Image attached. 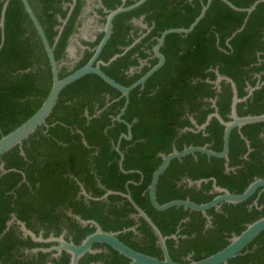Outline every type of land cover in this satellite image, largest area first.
Instances as JSON below:
<instances>
[{
    "label": "trees",
    "instance_id": "obj_1",
    "mask_svg": "<svg viewBox=\"0 0 264 264\" xmlns=\"http://www.w3.org/2000/svg\"><path fill=\"white\" fill-rule=\"evenodd\" d=\"M29 1L50 44L54 45L56 59L60 61L74 30L82 0H77L60 34L56 28L59 24L57 15L67 16L70 6L64 8L63 3L70 0ZM136 1L126 0L124 5ZM206 1L147 0L130 11L120 13L114 19L112 34L99 59L106 63L115 54L119 56L108 65H101L102 70L122 85H131L157 62L156 57H149L156 37L168 28L188 27ZM230 1L238 7H248L256 0ZM3 2L0 0V14ZM103 3L113 10L122 1L103 0ZM141 14L145 15L143 21L150 30L134 42L135 37L128 35L131 28L128 20ZM142 31L146 32L147 28ZM102 36L99 34L95 41L88 42L92 50H86L71 70L63 66L60 77L83 66ZM160 50L165 57L164 64L143 86H137L130 92L129 103L121 115L123 121L117 120V116L125 105V97L96 74H88L61 91L58 103L48 118L49 123L55 124L47 129L46 134L38 128L26 139L22 145L24 155L18 146L2 155L7 172L0 170V264H41L31 258L13 257L16 242L11 229L4 232L7 221L11 212L25 221L35 213L50 216V208L70 202L79 188L71 175L78 176L85 185L91 183L96 190L95 197L105 193V189L97 186V178L106 189L113 191L105 202L106 213L102 208H88L87 214L83 212L84 218L96 220L107 231L131 226L134 222L127 213L136 210L122 195L130 193L162 234L179 236V249L174 248L176 240L173 238L166 241L170 256L179 262H187L183 257L190 252H193L194 260L215 253L229 243L228 238L233 233L239 234L248 223L264 216V191L258 200V205L263 203L261 209L248 206L259 189L246 201L225 203L226 213L220 217L216 215L213 226L204 231L205 218L201 212L183 207L158 211L152 206L147 192L152 174L161 162V153L181 150L187 145L208 144L215 151L222 149L224 126L216 117L210 119L205 129H197L186 114L193 115L197 124H204L208 115L216 111L205 98L218 96V113L225 121L230 120L227 113L232 104V86L221 80L218 87L215 83L218 72L235 82L239 97L248 94L245 90L247 82L255 85L253 75L264 71V2L247 14L230 8L221 0H212L205 15L190 33L167 35ZM140 59L146 63L131 73L130 67L138 65ZM261 77L264 78V75ZM51 84V68L42 42L20 0H10L5 12L4 29H0V138L36 112ZM251 95L245 110H241L244 104H238L240 116L264 113V84ZM126 123L131 125L132 138L120 139V150L124 154L123 169L127 171L123 172L115 146L120 135L128 131ZM263 130L264 121L245 124L240 130L233 129L228 167H235V170L229 172H225V159L202 153L173 159L159 178L158 201L164 203L189 197L197 203H204L217 194L213 191L211 178H215L217 185L235 193L242 192L256 177L264 178V137L258 136ZM240 131L253 150L248 151ZM244 153H247L246 157H241L240 154ZM183 177L210 180L202 181L197 189L187 183L178 185ZM91 202L100 204V201ZM80 206L76 208L78 211L83 210ZM208 213H214V209ZM58 216L59 213H56L52 217L57 219ZM186 216H190V221L181 223L180 231L176 232ZM85 229H88L87 232L94 230L89 226ZM138 230L156 240L145 221ZM193 232L196 236L191 239L181 237L190 236ZM131 234L132 231H128L119 237L136 250L161 256V250L154 243L149 247L131 242ZM23 243L37 245L30 237ZM255 243L258 244L256 248L253 247ZM246 249L249 251L244 253ZM246 249L243 254L229 260V264H264V232ZM118 256L126 259L125 264L129 262L121 254L118 253ZM63 263L66 264V261Z\"/></svg>",
    "mask_w": 264,
    "mask_h": 264
},
{
    "label": "water",
    "instance_id": "obj_2",
    "mask_svg": "<svg viewBox=\"0 0 264 264\" xmlns=\"http://www.w3.org/2000/svg\"><path fill=\"white\" fill-rule=\"evenodd\" d=\"M145 1L147 0H138L129 6L120 5L117 8L109 11L106 16V22H105V26L103 29L104 35L102 39L100 40V42L95 47L91 58L83 66L72 71L71 73L67 74L64 77H60V69H61L62 64L59 63L55 57L54 45L50 44L46 36V33L43 29V26L41 25L39 19L37 18V15L30 1L20 0L23 6V9L27 13L33 27L35 28L38 34V37L40 38L42 42L45 52L47 54L49 65L51 68L52 84H51V88L47 96L44 98L41 106L36 110V112L31 117H29L26 121L20 124L18 127H16L11 132H9L6 135H3L0 138V170L2 173L7 172V169L4 167V162L1 158L2 155L8 152L10 149H12L15 146H18L20 148V153L24 155L25 152L22 148L23 142L26 139H28L29 136H31L39 127L41 126H44L46 128L49 127L48 118L52 114L54 107L58 103L59 95L61 91L67 85L82 78L85 75L96 74L101 79H103L106 83H108L110 86H112L113 88L121 92L122 96L125 97V105L122 108L121 112L118 114L117 120L123 121L121 119V115L125 111L127 104L129 102V93L137 86H143L146 80L164 64L165 57L161 53L160 48L164 44L166 36L171 33L187 34L191 32L193 28L196 26V24L205 15L212 0H207L206 3L202 5V9L199 15L194 19V21L188 27H173V28H168L164 30L160 34V36L156 38L157 42L155 46L153 47L154 54L156 58L158 59L157 63L154 66H152L143 76H141L134 83H132L129 86H124L102 70L101 65H105L106 63L102 60H99V55L102 49L104 48L105 44L107 43L108 39L111 36L112 28H113V21L115 17L119 15L120 13L127 12L141 5ZM221 1L225 3L226 5H228L230 8L236 11L246 12L247 14L251 13L256 8L257 4H259L260 2H264V0H256L248 7H238L234 3H232L230 0H221ZM9 2L10 0H4L3 6L1 9L0 29L2 30L4 29L5 12H6ZM143 26L146 27L145 24H143ZM62 28H63L62 26L59 27L60 31L62 30ZM235 33L236 32H234L232 35H234ZM118 56L119 54H115L110 59V61L114 60ZM221 80H225L226 82L231 83V86H232L233 97H232L231 115H230L231 120L225 121L218 112H214L208 115L207 121L203 125H198L197 127L199 129L205 128L206 125L209 123L210 119L212 117H216L220 121V123L224 126L222 149L220 151H215L209 148L207 144L203 146L189 145V146L184 147L181 150L173 149L170 153H167V154L161 153L160 154L161 162L158 165V167L154 170L152 177H151V181L147 188L149 200L152 206L156 210L164 211L172 207H183L184 209L200 211L206 214L207 210L214 208V207H218L219 204H221L222 202L239 203L242 201H246L250 196L253 195V193L257 191V189L259 188L264 189V178H261V177L256 178L252 182H250L247 185V187L240 193L231 192L227 188L217 185L215 178H211V180L213 181L214 191L217 193V195L208 202L197 203L193 200H190L189 198H185V199H172L167 202L160 203L157 199L156 191H157V184H158L159 178L164 173L165 169L168 167L169 163L173 159L182 158L188 154L203 153V154H206L207 156L223 158L226 160V165H228L229 142H230V135H231L232 130L234 128H241L243 125L248 124V123L264 121V113L258 114V115H246V116L238 115L237 103L242 101L243 99L238 97L236 84L230 77L225 76V75H219L218 82ZM251 91L252 90H250V93ZM126 124L128 127V131L127 133H122L120 135L119 141L116 146V149L119 152L120 157H121L120 167L123 172H126V170H124L122 167L123 153L119 148L120 139L122 137L126 139L132 138L131 125L129 123H126ZM84 142L86 143L85 140ZM207 180L208 179H199V180H191L189 178L187 179V181L190 184L196 183L198 185H200L202 181H207ZM109 193H113V192L110 191ZM126 196L128 200L131 202V204L135 207V209L139 212V214L147 221V223L152 228L154 234L156 235L158 239V244L162 250V253H163L162 257L152 256V255H149V254L133 249L126 243L122 242L117 237L116 232L106 231L102 229V227L95 221H84V223L89 222L93 224L95 226V231L89 234L80 244L68 242L61 237V238L56 239V241L59 242V247L48 248L44 250L51 251L55 249L58 251V254H60L61 251H66L69 254H71V264H78V261L81 258V256L85 252L90 250L93 243L102 242V243H105L111 246L117 252L127 257L130 260L128 264H229V260H231L232 258L236 257L238 254H240L246 248V246H248L261 232L264 231V216H262L254 220L253 222L248 223L246 225V228L242 230L239 234H234L230 238L229 243L222 249L216 251L215 253H212L211 255H208L199 260H191L188 262L175 261L169 255V252L167 249L166 239L168 238V236H164L162 234L160 229L152 221V219L147 215V213L133 200L130 193H128ZM24 231L25 233L31 235L32 239L37 242L55 240L54 238L44 240L42 236L37 237L34 233H32L31 231L27 229H25Z\"/></svg>",
    "mask_w": 264,
    "mask_h": 264
},
{
    "label": "flooded vegetation",
    "instance_id": "obj_3",
    "mask_svg": "<svg viewBox=\"0 0 264 264\" xmlns=\"http://www.w3.org/2000/svg\"><path fill=\"white\" fill-rule=\"evenodd\" d=\"M121 1H122V3L120 5H124L125 2H126V0H121ZM76 3H77V0H70L68 2H64L63 3V7L66 8L67 6H70V8H69L70 10H68L67 16L65 18H63L60 15H57V19L59 21V24L56 26V28L59 29V27L62 26L63 27L62 30L64 29V26L67 23V20H68L69 16L71 15L72 9H73V7H74V5ZM124 6H126V5H124ZM99 10H101V12ZM111 10L112 9H109V8H107L104 5L103 0H82V5H81V8H80L79 14L77 16V20L75 22L74 30L71 33V35L69 36V38H68V44H67V46L65 48L64 57L61 58L60 61H58L59 63L62 64L61 68L63 66H66L67 63L70 61V58H69V47L71 46V44L75 40V38L78 39V41H77V47H78L79 50L77 49V52H78V54L80 56H79V59L78 60H75L74 61V63L71 65V67L66 66L67 67V70H71L74 67V65L76 63H78V61L83 57V55H84V53H85L86 50H92V48L90 47V45L88 44V42L95 41L96 38H97V36L99 34H103L104 35L103 29H104L105 22H106V16H107L108 12L111 11ZM144 17H145V15L144 14H141L138 17H134L133 16L132 18H130L128 20V23L131 25V28L129 29L128 35L131 36V37H135V41L134 42L139 41L150 30V27L143 21L144 20ZM143 24L146 25V28H147V31L146 32H143L142 31V29L145 28L143 26ZM61 31L59 29V34L61 33ZM112 31H113V28H112ZM92 34H94V36L92 38H90L89 35H92ZM156 42H157V39H156ZM155 44H154V46H155ZM152 50H153V48H152ZM150 53H152L149 56L150 58L156 57L155 54H154V51L153 52H150ZM99 60H101V59H99ZM157 61H158V59H157ZM110 62L109 61L106 62L105 65H108ZM145 63H146L145 60L142 61V59H140V63L138 65H135V66H131L130 67V72L132 73L134 70L135 71L139 70L143 66V64H145ZM60 71H61V69H60ZM219 75H222V74H219V72L217 73V79L215 80V83L217 84V86L219 85V82H220V81L218 82ZM262 75H264V71L263 70L260 71V72H258V73H255L253 75V78L256 79V82H255V85L254 86H251L247 82V86H245V90L248 92V94L246 96H244V97H239L238 96L239 98H242L243 100L237 103V110H238V104H240V103L241 104H244L242 106L241 110H245L247 108V100H248L249 97L252 96L251 94L253 93V91L256 90V89L262 88V86L264 84V78L261 77ZM250 90H252L251 93H250ZM218 91L219 90H216V92H218ZM217 97L218 96H215L213 98H211V97L210 98H205V100H208V101L211 102V106L215 107V110L216 111H214V112H218V107L216 106V99H217ZM245 103H246V105H245ZM214 112H212V113H214ZM212 113H210V114H212ZM237 113H238V111H237ZM230 115H231V106H230L229 113H227V116H229V118H230ZM249 115H252V114H249ZM186 116H189V119H190L191 123H193L196 126L197 129H199L197 127L199 124H197L196 120L193 118V115H190V114L187 115L186 114ZM48 124H49V127H50V126L54 125L55 122L54 123H49L48 122ZM201 125H203V124H201ZM49 127L46 128L44 126H41L39 128H41V131L44 134H46L47 133V129ZM202 129H205V128H202ZM240 129L241 128H238V130H240ZM240 134H241V137L242 138H244V139L246 138L241 133V131H240ZM258 136L259 137H264V130L262 132H260L258 134ZM245 140H246V144H247L248 151L253 150V148L250 147L249 140L247 138ZM247 141H248V143H247ZM116 146H115V148H116ZM187 146H189V145H187ZM194 146H203V145H194ZM119 148H120V144H119ZM196 154H194V155H196ZM246 154L247 153H244L243 155L240 154V155H241V157H246ZM123 158H124V154H123ZM179 159H181V158H179ZM119 165H120V162H119ZM122 167H123V160H122ZM230 170H235V167H228V165H225V172H229ZM90 172H93V171H90ZM71 178H73L76 181V183L78 184V186H79L78 191L76 192V194H75L74 197L70 198V202H66L64 204H60L58 206H55L52 209L50 208L49 210L51 211V215H50L51 217L48 216L47 214L35 213V216H31V217L28 218L27 221H25L23 219H20L15 212H11L10 213V219L7 221V227H6V229H5L4 232H6L9 229H11V234L13 235L14 242H16V244H15L16 245V250L13 252V257H15V258L16 257H19V258H22V259L31 258L32 260H35L36 262L37 261H40L41 264H64L63 261H66V264H71V254H69L68 252L61 251L60 254H58V251L55 250V249H53L51 251H45L44 249L59 247V242L56 241V239L61 238V237L64 240L68 241V242H73L75 244H80L89 234H91V233H93L95 231V226L93 224H91L89 222L84 223V221H95V222H97L96 220L91 219V218H84L85 216H83V212L87 214V209L88 208L92 209V208H96L97 207L99 209L102 208L104 210V212L106 213V210L105 209L107 208V205L105 204V202L108 200V196L110 194H112V193H109V192L110 191L113 192L112 190L106 189L105 186L100 182V179L97 178L98 179L97 180V186L100 187V189L101 188L102 189H105V193L103 195L99 196V197H95L94 194H95V191L96 190H95V188L93 187V185L91 183L87 182V184L85 185L84 183L80 182L79 181V177L78 176H75V175H71ZM256 178H259V177H256ZM261 178H263V177H261ZM187 179H188L187 177H183L180 181H178L177 184L180 185L182 183H187L188 186H195L197 189H199L201 187V184L202 183L200 185H198L196 183L190 184L187 181ZM208 180H210V178ZM88 185H90L92 187H90ZM87 186L89 188H87ZM259 189H257V191L259 190L257 196H255V198L252 200V202L250 204H248L249 207H252L254 205L257 208L261 209V207L263 206V203L261 205H258V200L260 198L261 193L264 191V189H262V188H259ZM211 191L212 190H210V192ZM213 191H214V188H213ZM116 193H121V192H116ZM255 193H253V195ZM127 194H123L122 193V195L125 196L126 198H127V196H126ZM252 196H250L249 198H251ZM186 198H189V197H186ZM91 201H95V202L96 201H100V204L92 203ZM225 203L226 204H231V203H228V202H222L221 204H219L218 207L211 208V209H214V213H212V214H209L208 213V211L210 209L207 210L206 214H204V213L201 212L202 213L201 216L205 218V221H204L205 222V224H204V231H206L209 227L213 226L212 223H213V221H215L216 215L220 217V216H222V214H225L226 213V209L224 207ZM79 205H81L80 206V209L82 208L83 210H79L78 211L76 209L77 206H79ZM133 208L135 209L134 206H133ZM186 210H190V209H186ZM190 211H195V210H190ZM197 212H200V211H197ZM56 213H59V216L57 217V219H55V218L52 217ZM127 215H129V217H131L132 220H133V222H134L131 226L126 227V228H121V229H118L116 231H112V230H109V231L116 232L117 233V237L119 239H120V237H119L120 234H125L128 231H132V234L129 236V239H130L131 242H133L135 244H136V242H139L141 244L140 246L147 245L149 247H151L153 245V243H154L155 244V247H157V248H159L161 250V248H160V246L158 244V239H157L156 235H155L156 240L153 241L152 237L148 233L147 234H144L141 230H138V227L143 223V221H145L147 223V221L139 214V212L136 210L135 212L127 213ZM142 219H143V221H142ZM190 219H191L190 216L184 217L181 220V222L179 223L176 232H179L180 231V225H181V223H184V222L186 223V222L190 221ZM147 225L150 227V225L148 223H147ZM87 226L93 227L94 230L92 232H87L88 229H85ZM24 227H25V229H27V230L31 231L32 233H34L37 237H41L42 236V238L44 240H48L50 238H54L55 240L54 241H38V242L37 241H34L32 239V237H31V235L25 233ZM150 229L153 232V230H152L151 227H150ZM233 235H234V233L232 234V236ZM164 236H168V238L166 239V241L168 239H171V238H173L174 240H176L173 246H174L175 249H179V246H180L181 242L179 241V236L178 235L171 234V235H164ZM195 236H196V233L193 232V233H191L190 236L182 235L181 237L182 238H187L188 237V239H191V238H193ZM29 237L34 242H36L37 245L29 246V245L23 243L24 241H27L29 239ZM120 240L122 242H124L122 239H120ZM228 240H230V238H228ZM254 240L252 242H254ZM166 245H167V243H166ZM257 245L258 244L255 243L253 245V247L256 248ZM247 247L248 246H246V248ZM167 249H168V247H167ZM137 251H139V250H137ZM248 251H249V249H246L244 251V253H246ZM140 252H142V251H140ZM168 252H169V249H168ZM118 253L116 252L115 249H113L111 246H109V245H107L105 243L95 242V243L92 244L90 250L87 251V252H85L81 256V258L78 261V264H125L127 262L126 259L121 258L120 256H118ZM162 256H163V253H162V250H161V256L160 257H162ZM192 256H193V252H190L186 256H184L183 258H185L188 261H191V260H194V259H192ZM125 258H127V257H125ZM54 260H56V262H54ZM129 262H130V260H129Z\"/></svg>",
    "mask_w": 264,
    "mask_h": 264
},
{
    "label": "rangeland",
    "instance_id": "obj_4",
    "mask_svg": "<svg viewBox=\"0 0 264 264\" xmlns=\"http://www.w3.org/2000/svg\"><path fill=\"white\" fill-rule=\"evenodd\" d=\"M93 36H94V34L89 35L90 38H92ZM77 41H78V39L75 38V40L72 42L71 46L69 47V58H70V61L66 65L68 67H71V65L74 63V61L79 59L80 55L77 52V49H78Z\"/></svg>",
    "mask_w": 264,
    "mask_h": 264
}]
</instances>
